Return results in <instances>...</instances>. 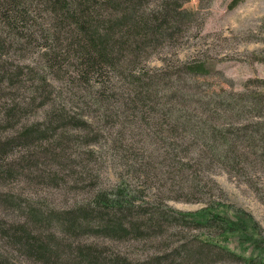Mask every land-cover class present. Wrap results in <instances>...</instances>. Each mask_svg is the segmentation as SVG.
<instances>
[{"label":"trees","instance_id":"16d2710c","mask_svg":"<svg viewBox=\"0 0 264 264\" xmlns=\"http://www.w3.org/2000/svg\"><path fill=\"white\" fill-rule=\"evenodd\" d=\"M181 1L0 0L4 126L18 128L21 140L57 138L58 146L72 140L69 129L78 130L72 136L93 146V156L102 158L110 147L124 170L110 187L100 186L97 175L90 198L65 209L0 192L21 211L15 220L0 216L1 243L41 264H189L190 244L205 253L206 264L214 255L234 264H264V228L227 201L214 179L216 170L225 171L264 205V78H248L238 91L183 88L177 74L213 71L197 43L179 56L190 26L155 34L161 15ZM13 46L24 52L17 71L6 62ZM35 50L41 58L27 59ZM151 57L159 65H150ZM11 88L13 96L5 98ZM105 126L113 133L101 143ZM146 188L156 190L153 197ZM169 200L202 207L181 210ZM184 230H193L191 240ZM82 235L153 239L155 248L132 258L70 241ZM1 243L0 264H20Z\"/></svg>","mask_w":264,"mask_h":264},{"label":"rangeland","instance_id":"374dc122","mask_svg":"<svg viewBox=\"0 0 264 264\" xmlns=\"http://www.w3.org/2000/svg\"><path fill=\"white\" fill-rule=\"evenodd\" d=\"M205 2L206 0H182L179 6L161 15L156 27L155 34H159L184 24L190 26L188 39L186 40L185 36L183 45L178 46L179 56L192 53L190 44L197 43L199 54L213 71L207 75L179 73L177 79L181 86L207 94L221 87L242 90L246 79L264 78V0H237L232 6V0H211L208 5L204 4ZM193 13L194 18L189 23L187 18ZM28 31H31V28ZM34 33L35 28L33 35ZM198 33L201 36L198 37ZM14 48L15 46L9 48L7 53L10 58L6 62L12 67V71H17L20 68L17 69L16 64L23 61L24 52ZM37 51L35 50L31 57L27 56L30 57L27 59L39 60L41 54ZM169 51L172 53L176 49L171 48ZM160 53L162 51L156 56ZM148 62L150 65H159V61L154 57L149 58ZM186 84L190 86H185ZM13 91L12 88L6 89L4 97H12ZM41 113L42 111L37 114ZM2 114L0 108V118ZM17 129L4 126V122L0 120V145L3 144L0 146V192L25 197L35 204L65 209L90 198L94 192L91 182L97 175L100 186L110 187L120 181L118 173H124L110 147L106 154L103 152L102 158H98L96 153L93 156L89 152L93 146L77 142L72 134L78 133V130L69 129L72 140L64 146H58L57 138L32 142L21 140L17 138ZM102 129L104 134L101 143L113 133V129L108 126ZM88 133L89 131L85 134ZM106 147L102 146V150ZM214 179L226 192L227 201L251 212L264 228V205L245 184L222 170L215 171ZM131 182L133 185L138 184L133 179ZM155 191L154 188H146V193L152 197ZM167 204L181 210H196L202 207L201 203L184 200H169ZM19 213L21 211L18 208L6 202L5 197L0 195V216L15 220L18 219ZM184 233L185 237L191 240L194 232L184 230ZM72 239L70 241L104 245L132 258L144 257L155 248L153 239L114 240L104 236L83 235ZM1 241L3 249L18 263L41 264L15 251L3 239ZM231 245L234 246V242L231 241ZM189 246L187 250L192 259L189 264H206L205 253L202 254L193 244ZM213 259V264H234L218 255H214Z\"/></svg>","mask_w":264,"mask_h":264}]
</instances>
